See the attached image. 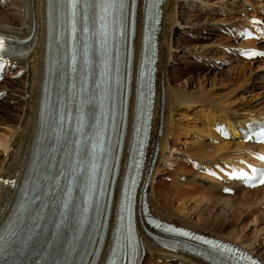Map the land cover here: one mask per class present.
Instances as JSON below:
<instances>
[{
    "label": "bare ground",
    "instance_id": "obj_1",
    "mask_svg": "<svg viewBox=\"0 0 264 264\" xmlns=\"http://www.w3.org/2000/svg\"><path fill=\"white\" fill-rule=\"evenodd\" d=\"M184 2L188 4V7L193 8L194 12H200L202 17L195 21L196 23L190 22L192 11H178V6ZM251 2L253 1L165 0L159 32L150 152H154V146L158 149L155 153V164L148 173L150 176L148 200L154 216L200 233L237 243L258 256L264 263V242L256 243L258 234L249 235L243 229L244 226H248L247 223H252V221L246 222L250 213L255 216L256 220L260 218L256 207L264 205V186L243 189L233 183L231 186L234 189L233 195L227 194L224 191L223 181H217L202 172L205 167L220 165V161H225L222 164H227L231 168L243 166L249 160L251 152L257 148H264L245 143L234 136L222 139L214 131L216 123L225 124L231 131L234 122L244 124L252 116L264 114V66L252 69L251 62L247 61L248 63L243 64L238 71L236 76L238 80L231 83L233 85H226L227 87L222 85L223 89L209 87L204 91L188 88L190 86L188 81H179L172 73L173 67L170 61L174 58L171 57L170 60L167 58L173 49L175 27L215 31V34L221 32V36L225 35L209 42L210 44L195 43L181 49L177 47V50L182 53L177 57L184 56L186 52L199 57L204 53H211L212 47H222V49L232 51L234 58L236 56L237 61L241 62L244 60L241 52L245 48H256L264 52V39L243 40L237 34L243 27L249 26L253 18L264 20V6L259 8L252 5L250 12L247 6L251 5ZM260 3L264 5V0H260ZM180 14L183 21H180ZM208 25L211 26L210 29ZM237 27L239 29L233 34L228 33ZM44 29L45 0H0V30L23 37L28 36L31 31L35 32V38L30 42L28 54L21 59L9 61L8 78L10 80L0 84V104L6 102L12 104L13 108L0 107V150L2 151L0 158V223L12 205L30 157V145L36 130L43 78ZM198 36L200 34L194 35V37ZM135 45L139 52V37ZM208 58L213 59V57ZM18 70L23 72L20 78L16 79ZM17 81L19 83L13 85ZM253 84L262 88V91L251 94L250 89ZM186 112L191 114L198 112L204 116L203 119H206L208 127L206 132L203 131L204 133H200L201 136L198 135L200 138L196 140V143L192 142L189 151L181 150L179 143L175 142V139L186 137L190 129L187 124H182V120L188 119ZM160 122L161 127L158 130ZM188 159L197 164L194 170L188 171L191 172L190 175L187 174L189 177L183 175L187 173L184 168ZM165 174L171 176L170 186H165L161 182ZM187 178L190 182L188 183L191 184L190 188L185 187ZM190 194H198L195 196L198 202L196 210H193V204L191 207L186 206V200ZM176 199L182 200L181 203L178 202V205H175ZM249 207L252 208L248 210ZM214 208L217 210L216 215L211 214ZM209 209H211L210 212ZM262 210L264 213V209ZM242 223L245 224L243 227L240 225ZM145 250L146 254L142 264H171L170 261L175 258L178 264H203L196 258L157 247L147 240Z\"/></svg>",
    "mask_w": 264,
    "mask_h": 264
},
{
    "label": "rangeland",
    "instance_id": "obj_2",
    "mask_svg": "<svg viewBox=\"0 0 264 264\" xmlns=\"http://www.w3.org/2000/svg\"><path fill=\"white\" fill-rule=\"evenodd\" d=\"M252 1L253 2H251V5H248L247 7H249V6L252 7V5H253V6H257L260 8V7L264 6V5H261L260 0H256V1L252 0ZM237 2H241V0H237ZM185 10L186 11L190 10L193 12L192 13L193 15H190V18H189L191 23H196L195 21L200 20V17H202L201 14H199L200 13L199 11L194 12V9L188 7V4H186L184 2L178 6V11H184L185 12ZM202 10L203 9L201 8V11ZM184 12L182 14H184ZM181 18H182V15L180 14V21H183V20H181ZM240 26H242V25H240ZM239 27L231 30L228 33L233 34L235 31H237L239 29ZM210 28H211V26L208 25V29H210ZM197 30L198 29H194V28L191 30H188L187 27H180V29H179V27H175V32L173 35V37L175 39L174 44H173V49L171 50V55H169V54L167 55V58L169 60L171 59V57L174 58V60L170 61L171 66L173 67L172 73L177 77V79L179 81H183V80L188 81V83L190 84V86L188 88L203 89L204 91L209 87H215V89H219V88L223 89L224 87H227L228 85H230V86L233 85L231 83L237 82L238 78H236V76L239 73L238 71H240V69L243 67V64H245L247 61L251 62V68L252 69L257 68L258 66L259 67L264 66V56L258 57L257 59L246 60V61L244 59L243 61L240 62V61H237L238 59L236 58V56L234 58V53L232 51L230 52V50L228 51L226 49H222V47H217V48L212 47L210 49L211 53H204L203 56H199V57H197L198 55L194 56V55L187 53V52L185 54H183L184 56H178L177 57V55H182V53L179 52V50H177V47H178V49H181L185 46H189V44H195V43H197V44H203V43L210 44L211 42L216 40L218 37L222 38L223 36H225V35L221 36V34H222L221 32L218 34H215L214 30H212L214 32H210V31L208 32L207 30H201V31H199V30L197 31ZM196 34H200V36L194 37V35H196ZM205 36H207V38H205ZM166 52L169 53L168 51H166ZM208 57H213V59L208 58ZM236 64H238V65H236ZM247 71L248 70H246V72ZM18 78H20V76L17 77L16 79H18ZM9 80H10V78L5 76L3 81L7 82ZM18 83H19V81L13 83V85H16ZM0 84H2V83H0ZM252 86H253L252 89H250V91L252 92L251 94L260 93L262 91V88H260L258 85L253 84ZM197 93H199V92H197ZM202 94H205V93H202ZM6 106L10 109H13L12 104H9L6 102L0 104L1 108L2 107L4 108ZM186 114H187L186 117L188 119H186L185 121L182 120V124H184V123L187 124L188 125L187 127H189L191 130L188 129V134L186 135L187 138L182 136L179 140L175 139V142L179 143V147H181V150L183 149L185 151H189L190 150L189 148H190L192 142L196 143L198 141V139L200 138L199 136H201L200 133L206 132L208 127H207L206 119L205 118L203 119L204 116H202L198 112H195L194 114L186 112ZM188 114H190V115H188ZM190 126H192V127H190ZM158 127H159V124H158ZM0 153H1L0 154V158H1L2 151ZM191 162L193 163V161H191ZM191 162L188 159V162L184 168L185 170H187V171H185L187 173L184 172L186 174V175L183 174L184 176L189 177L188 175H190L189 173H191V172H188V171L194 170V167H193ZM220 162L224 163L225 161H220ZM188 180H189V178H187V180H186L187 182L185 183L186 188L191 187V184H189L190 182ZM161 182L165 186H170V184L172 183L171 176H168L166 174L163 175L161 178ZM188 184H189V186H188ZM239 194H240V192H239ZM195 196H198V194H190V196L188 197V200H186L187 201L186 206L189 205V207H191L193 204V206H194V207L192 206L193 210L194 209L196 210L195 207L198 203L196 201L197 197H195ZM181 201L182 200L176 199L174 201V204L178 205V202L181 203ZM251 208L252 207H249L248 210H250ZM256 208H257L256 209L257 214L260 215V218H258L259 220L258 219L256 220L255 216L253 214L250 215L251 214L250 213L249 216H247L248 220L246 219V222L252 221V223L249 222V223H247L248 226H244L245 225L244 224L245 221H244V223H242L240 225H242V227L244 226L243 229L247 234H249V235L258 234V235H256V243H258L259 241L264 242V213L262 212L263 211L262 209H264V205H262V206L259 205ZM215 209L216 208H214L213 213H212L211 209H209L208 211L209 212L211 211L212 215H216L217 210H215ZM170 263L171 264H178L176 258L171 260Z\"/></svg>",
    "mask_w": 264,
    "mask_h": 264
},
{
    "label": "snow or ice",
    "instance_id": "obj_3",
    "mask_svg": "<svg viewBox=\"0 0 264 264\" xmlns=\"http://www.w3.org/2000/svg\"><path fill=\"white\" fill-rule=\"evenodd\" d=\"M73 8V16L76 13V6L80 2V0H69ZM95 3L99 4V6L103 9L105 13L109 11V9H117L122 10L125 4V0H95ZM5 47V41L3 37H0V50H3ZM264 159V157H262ZM260 183L264 184V179L260 180ZM184 235H188V233H184Z\"/></svg>",
    "mask_w": 264,
    "mask_h": 264
}]
</instances>
